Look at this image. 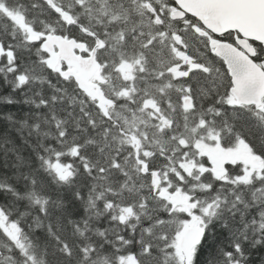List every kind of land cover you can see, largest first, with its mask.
<instances>
[{
  "label": "trees",
  "instance_id": "obj_1",
  "mask_svg": "<svg viewBox=\"0 0 264 264\" xmlns=\"http://www.w3.org/2000/svg\"><path fill=\"white\" fill-rule=\"evenodd\" d=\"M55 1L75 23L44 0H0V264H184L177 241L188 216L155 193L132 137L162 182L197 203L206 233L191 264H264V173L246 178L220 152L246 140L264 156V124L259 108L233 102L227 67L196 32L200 22L172 21L174 0ZM22 21L104 41L118 96L110 117L49 67ZM129 63L133 78L124 80Z\"/></svg>",
  "mask_w": 264,
  "mask_h": 264
},
{
  "label": "water",
  "instance_id": "obj_2",
  "mask_svg": "<svg viewBox=\"0 0 264 264\" xmlns=\"http://www.w3.org/2000/svg\"><path fill=\"white\" fill-rule=\"evenodd\" d=\"M68 24L75 23L73 16L54 0H44ZM178 6L173 7L171 16L174 20H181L187 16L195 17L204 26L197 31L201 35L210 31L221 36L227 32H237V43L213 38L210 46L214 53L221 58L232 77L231 93L236 98L238 106L264 104V61L258 64L254 59L257 55L256 43L264 45V0H174ZM23 26L30 34L33 42L42 39V50L49 56V67L59 73L64 79L73 78L78 87L89 98L97 102L102 112L109 117V108L113 100L107 98L100 84L92 81L95 74L100 75L102 65L98 61L97 52L103 47V41L98 39L89 56L84 57L81 52L87 50L86 42L59 33H45L35 30L23 22ZM79 51V52H78ZM187 108L193 105L192 98L185 100ZM135 143L136 158L142 165L143 173L148 172V164L140 158V140L132 138ZM155 191L158 192L161 179L157 172L153 173ZM158 196L164 200H171L175 206H184L189 216V222L182 229L178 239V251L183 257L184 264H191L196 247L202 242L206 228L201 225L200 217L193 209L197 204L185 200L181 192L162 190Z\"/></svg>",
  "mask_w": 264,
  "mask_h": 264
},
{
  "label": "flooded vegetation",
  "instance_id": "obj_3",
  "mask_svg": "<svg viewBox=\"0 0 264 264\" xmlns=\"http://www.w3.org/2000/svg\"><path fill=\"white\" fill-rule=\"evenodd\" d=\"M145 5H147L149 7V9L152 13L155 12V8H153L152 3L150 4V3L145 2ZM171 7H173V5ZM85 33H86L85 34L86 37L84 38V40H80V41L86 42L87 50L81 52V54L84 57H87L90 55V53L92 52V50L96 46L98 39H100V38L96 37L91 32L85 31ZM233 39H234V42H236L237 37H236L235 33L233 34ZM101 50L102 49L98 50L97 58H98L99 62L102 61L101 64H102L103 70L105 72V67H104L105 63L104 62L106 61L107 57L105 54L100 53ZM255 60L258 63H262L264 61V46L262 49H260L259 46H257V55L255 57ZM104 72H103V74L101 73V75L95 76L93 78V81H95L101 85V87L103 88L107 97L110 96L113 100H116V99H118V96L115 93L109 92L110 89L108 88V85L105 83L106 75ZM107 93L109 94V96ZM254 116H256L258 118L261 117L262 119L259 122L264 124V109H260V110L256 111L254 113ZM237 150H240V153H239L240 158L239 159L232 158L233 156H231L230 158L229 157L228 158L225 157V158L227 160L236 162L240 166V169L244 172V175L246 178H250V177L260 178V177H262L263 173H264V156H263V154L259 150H257L255 148V146L253 148L246 140H241L238 143L236 148H228L225 150V152L235 153ZM254 150L259 152V153H255ZM250 157H252V158L250 159ZM211 161H213V163L216 164L220 160H216L213 158ZM148 169H149L148 172H153V170H151L149 168V165H148ZM147 173H145V174H147Z\"/></svg>",
  "mask_w": 264,
  "mask_h": 264
},
{
  "label": "rangeland",
  "instance_id": "obj_4",
  "mask_svg": "<svg viewBox=\"0 0 264 264\" xmlns=\"http://www.w3.org/2000/svg\"><path fill=\"white\" fill-rule=\"evenodd\" d=\"M175 34H177V33H175ZM175 40L173 39V37H172V40L170 41V46H171V48H172V50H173V48L176 50V49H178L179 47V45L178 44H176V42H174ZM180 42H182V40H180ZM132 70H133V65L131 64V63H129V64H124L123 66H122V71H123V74H122V77H124V80L126 79V78H130V77H132L133 78V76H132ZM106 82L108 83V81L106 80ZM118 87H120V84H119V86ZM108 88L109 89H111V88H113V87H111V86H109L108 85ZM261 120L262 118L261 117H259V118H257V120ZM146 121L145 120H143V123H145ZM200 149L203 151V152H209V153H211V154H214V155H216L217 154V152H216V150L215 149H212V148H209V147H206L205 145H203V144H200ZM226 150V149H225ZM225 150H220V152H221V154H222V158H224V159H226L225 157H231V156H233L232 158H236V159H239L240 157H239V153H240V150H237L235 153H231V152H225ZM213 155V156H214ZM214 157H216V156H214ZM252 157H250V159H251ZM145 180V179H144ZM1 219H3V217L1 216ZM6 229H7V231H9V233H10V235L14 238V239H17L18 238V236H17V234H16V232L11 228H7L6 227Z\"/></svg>",
  "mask_w": 264,
  "mask_h": 264
}]
</instances>
